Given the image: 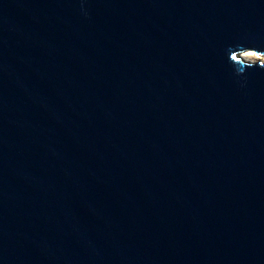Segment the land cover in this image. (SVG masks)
<instances>
[{
    "label": "water",
    "instance_id": "1",
    "mask_svg": "<svg viewBox=\"0 0 264 264\" xmlns=\"http://www.w3.org/2000/svg\"><path fill=\"white\" fill-rule=\"evenodd\" d=\"M264 0H0V264H264Z\"/></svg>",
    "mask_w": 264,
    "mask_h": 264
},
{
    "label": "bare ground",
    "instance_id": "2",
    "mask_svg": "<svg viewBox=\"0 0 264 264\" xmlns=\"http://www.w3.org/2000/svg\"><path fill=\"white\" fill-rule=\"evenodd\" d=\"M239 57L244 60V61H249V62H253L255 60L261 59L262 61L264 60V56H260L258 54H256L255 52L252 51H245L242 52Z\"/></svg>",
    "mask_w": 264,
    "mask_h": 264
},
{
    "label": "rangeland",
    "instance_id": "3",
    "mask_svg": "<svg viewBox=\"0 0 264 264\" xmlns=\"http://www.w3.org/2000/svg\"><path fill=\"white\" fill-rule=\"evenodd\" d=\"M262 57V56H261ZM256 61H262L261 59H258V60H255V61H253V62H256ZM247 62H249V61H247ZM262 62H264V60L262 61Z\"/></svg>",
    "mask_w": 264,
    "mask_h": 264
}]
</instances>
